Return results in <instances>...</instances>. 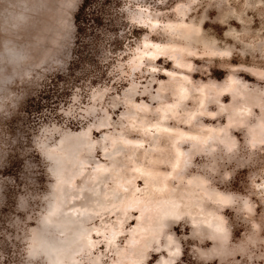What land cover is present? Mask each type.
I'll use <instances>...</instances> for the list:
<instances>
[{
  "label": "rangeland",
  "instance_id": "rangeland-1",
  "mask_svg": "<svg viewBox=\"0 0 264 264\" xmlns=\"http://www.w3.org/2000/svg\"><path fill=\"white\" fill-rule=\"evenodd\" d=\"M84 1L0 2V264H264V0Z\"/></svg>",
  "mask_w": 264,
  "mask_h": 264
},
{
  "label": "snow or ice",
  "instance_id": "snow-or-ice-1",
  "mask_svg": "<svg viewBox=\"0 0 264 264\" xmlns=\"http://www.w3.org/2000/svg\"><path fill=\"white\" fill-rule=\"evenodd\" d=\"M183 7H184L183 5H177V11L183 10ZM181 67H183V66H181ZM152 71L155 72V71H157V69L153 68ZM167 75L169 77H172L174 75V73L173 72H169V73H167ZM262 75H264V74H262ZM198 90L203 91L202 89H198ZM209 102L210 103L211 102L218 103V101H209ZM201 107H203V105H201ZM222 111H223V106L220 107V112H222ZM217 114L218 113L206 112V111L205 112H201V115H208V116H216ZM102 139L107 140V137H103ZM104 152L105 153L107 152V149L106 148H104ZM94 171L101 172V171H106V169L104 168L103 165L97 164L96 165V168L94 169ZM135 171L139 172L140 170L139 169H136ZM259 187L261 188L262 192H264V184L260 185ZM172 246L176 249V251L172 255L178 256L179 255V251H180L179 245L173 243ZM149 264H151V262H149ZM176 264H180V262L179 261H176Z\"/></svg>",
  "mask_w": 264,
  "mask_h": 264
},
{
  "label": "trees",
  "instance_id": "trees-1",
  "mask_svg": "<svg viewBox=\"0 0 264 264\" xmlns=\"http://www.w3.org/2000/svg\"><path fill=\"white\" fill-rule=\"evenodd\" d=\"M89 0H85L81 6V8L79 9L78 13L75 14L74 19H75V23H79V21L82 19V12L84 10V7L88 4Z\"/></svg>",
  "mask_w": 264,
  "mask_h": 264
},
{
  "label": "clouds",
  "instance_id": "clouds-1",
  "mask_svg": "<svg viewBox=\"0 0 264 264\" xmlns=\"http://www.w3.org/2000/svg\"><path fill=\"white\" fill-rule=\"evenodd\" d=\"M0 2H3V0H0ZM2 24H3V21L0 20V25H2ZM261 258L264 259V256H262Z\"/></svg>",
  "mask_w": 264,
  "mask_h": 264
}]
</instances>
